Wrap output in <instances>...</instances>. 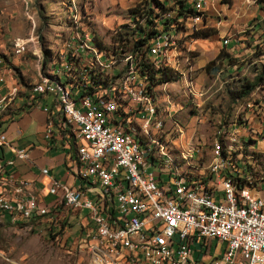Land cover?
<instances>
[{
    "label": "built area",
    "instance_id": "2783aa9c",
    "mask_svg": "<svg viewBox=\"0 0 264 264\" xmlns=\"http://www.w3.org/2000/svg\"><path fill=\"white\" fill-rule=\"evenodd\" d=\"M186 3L190 15L159 13L156 33L138 52L96 40L88 3L67 0L65 16L52 28H39L32 0H21L29 35L12 39L11 48L35 58V78L20 82L0 57V124L17 98L41 108L43 137L61 129L74 141L79 183L72 187L50 178V204L34 194L0 191V222L34 221L58 204L76 211V243L86 249L89 264H264V174L250 159L261 153L254 140L264 137V84L220 124L203 165L194 150L171 151L165 128L173 114L170 83L153 85L142 74L143 63L180 73L189 51L185 38L204 21L207 0ZM161 22H167L165 31ZM47 32L53 42L41 47ZM43 96L51 97L48 105H42ZM247 111L255 116L250 131L241 128L248 124ZM2 145L8 141L0 130ZM12 153L0 157V185L12 182L20 193L26 182L10 180L5 168L25 159L27 151ZM216 245L219 252L208 255Z\"/></svg>",
    "mask_w": 264,
    "mask_h": 264
},
{
    "label": "rangeland",
    "instance_id": "374dc122",
    "mask_svg": "<svg viewBox=\"0 0 264 264\" xmlns=\"http://www.w3.org/2000/svg\"><path fill=\"white\" fill-rule=\"evenodd\" d=\"M66 1L32 0L37 26L40 28L42 21L46 20L52 28L57 19L65 16ZM142 1L76 0L80 4L90 5L93 34L106 46L116 43L115 36L120 31L123 33V29L134 31L132 27L135 23L127 18V9ZM174 1L163 0L165 6H170ZM254 1L229 0L221 3L220 0H207V16L201 28L207 27L216 32L202 39L185 38L189 47L187 59L180 62V73H175V79L167 82L170 84L166 86L173 102V114L165 128L173 144V153L194 150L200 154V163L206 165L209 145L218 136V127L223 121L231 119L237 102L246 97L233 95L241 78L251 80L260 72L264 64V17ZM41 9L46 18L40 13ZM27 26L21 0H0L1 55L10 56L11 39L23 37ZM223 38L227 39L226 44ZM46 39L51 45L53 41L49 32ZM221 49L229 54L233 63L227 62L225 57H216ZM24 61L27 62L19 67L22 73H17L14 65H10L14 74L32 76V61ZM247 114L248 124L241 128L250 131L255 116L250 111ZM251 129L255 131V128ZM252 146L261 153L250 155V159L255 160L256 170L264 174V137L254 140ZM249 163L253 164L252 161ZM72 216H76V211L58 205L34 221L16 224L0 222V264H89L86 249L77 246L78 232L74 231V224L69 219ZM219 247L216 245L214 250L209 249L207 254L212 251L218 253Z\"/></svg>",
    "mask_w": 264,
    "mask_h": 264
},
{
    "label": "crops",
    "instance_id": "0c3cea01",
    "mask_svg": "<svg viewBox=\"0 0 264 264\" xmlns=\"http://www.w3.org/2000/svg\"><path fill=\"white\" fill-rule=\"evenodd\" d=\"M41 10L40 13L46 18L43 9ZM203 22L199 24L198 27L201 28ZM42 23L43 26L47 24L46 20H43ZM28 35L29 26H27V31L23 37H15L12 39L24 40ZM46 36L47 33L40 36L39 43L41 47L45 44V41H47ZM10 56L6 57L0 54V57L3 58V60L7 59L11 65H14L13 68L16 69L17 73L19 71L22 73L19 67L27 62L24 61L25 59H30L32 61L34 69L35 58L33 56L28 54L22 56L15 55L12 53V48ZM34 74L29 77H26L23 74H18L16 75V79L25 84L30 83L35 78ZM21 100L22 98L14 100L8 112L7 119H4L0 124V130L5 133L8 141V145L0 146V157L2 159L11 157L13 154L12 149L15 148L26 149L27 157L25 159L15 160L12 166L5 168V171L11 176L10 180L17 181L21 179L26 182V186L23 188L22 192L15 193L13 191L14 183L9 182L7 184H1L0 191L9 195L26 193L34 194L37 197H42L44 202L50 204L54 199L53 196L46 195L50 178H54L57 181L72 187L77 186L79 183V180L76 178L78 164L75 155V143L72 138H70L68 134H65L61 129H54L51 136L48 139H45L43 137V132L46 114L39 107L25 106ZM50 100V96H43L41 98V103L42 105H48ZM254 125L256 124L254 123ZM41 168H46L47 173L42 174L40 172ZM69 219H71L74 224V231L77 230L79 234V217L72 216Z\"/></svg>",
    "mask_w": 264,
    "mask_h": 264
},
{
    "label": "trees",
    "instance_id": "16d2710c",
    "mask_svg": "<svg viewBox=\"0 0 264 264\" xmlns=\"http://www.w3.org/2000/svg\"><path fill=\"white\" fill-rule=\"evenodd\" d=\"M220 1L221 3H227L229 0ZM254 2L256 7L262 11L264 17V0H255ZM168 9H173L176 16H187L192 13L190 5L186 3V0H175L170 6H165L163 0H143L141 4H137L136 6L127 9V18H130V20H133L135 23L132 27L134 31H127L128 28L123 29V33L120 31V33L115 36V41L122 47V50L134 49L138 52H144L143 47L156 33V30L154 29L156 18H158L159 13ZM156 10H158V12H156ZM262 22L264 23V18L262 19ZM161 24L163 26L162 31H165L167 29V22H161ZM123 27L125 28L126 25ZM215 32L216 31L214 29L207 27L199 28L196 31H192L189 37L192 39H202L214 34ZM126 34H130L131 36L127 37ZM219 56L225 57L227 58V62L233 63L232 58L227 52H225V50L221 49L216 54V57ZM4 61L9 63V60L7 59ZM143 65L142 74L148 77L150 81H152L153 85L163 82H171L175 79V75L169 69L161 68L159 70H154L146 63H143ZM260 84H264V64L261 65L260 72L251 80L241 78L240 84L233 95L237 97L247 96L255 88V86ZM44 203L47 204V202ZM56 207H51V209L53 210Z\"/></svg>",
    "mask_w": 264,
    "mask_h": 264
}]
</instances>
